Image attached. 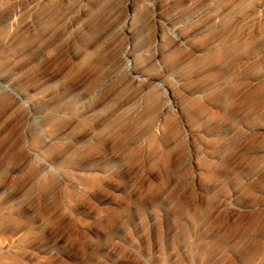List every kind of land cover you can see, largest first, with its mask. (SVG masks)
Instances as JSON below:
<instances>
[{
	"label": "rangeland",
	"instance_id": "obj_1",
	"mask_svg": "<svg viewBox=\"0 0 264 264\" xmlns=\"http://www.w3.org/2000/svg\"><path fill=\"white\" fill-rule=\"evenodd\" d=\"M0 264H264V0H0Z\"/></svg>",
	"mask_w": 264,
	"mask_h": 264
}]
</instances>
